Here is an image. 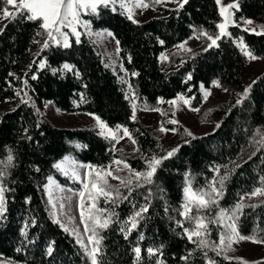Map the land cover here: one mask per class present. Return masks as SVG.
Masks as SVG:
<instances>
[{"label": "trees", "instance_id": "1", "mask_svg": "<svg viewBox=\"0 0 264 264\" xmlns=\"http://www.w3.org/2000/svg\"><path fill=\"white\" fill-rule=\"evenodd\" d=\"M144 1L163 14L136 21L117 7L113 11V6L101 4L95 13L84 15L95 28H107L119 41L131 93L85 33L79 43L72 37L70 47L65 48L48 40L41 20L18 16L0 25V161L13 156L0 181L8 189L5 211L0 214V256L18 264H91L75 236L50 214L45 193L49 177L73 191L82 190L79 181L55 165L69 156L93 166L94 172L109 169L119 158L132 169L144 171L146 160L178 149L161 161L151 184L133 185L129 196L120 183H112L121 197L115 198L114 204L98 198V208L115 213L107 229H97L102 237L99 264H207V260L214 264H264V258L247 261L225 250L217 255L214 245L219 243L221 229L215 223L209 224L205 236L212 246L197 248L183 231H191L193 224L179 214L186 174L194 190H206L214 178L227 176L218 205L201 211L193 207L191 214L214 218L219 209L230 210L240 203L237 233L264 243V195H251L257 187L264 189L260 182L264 177V70L249 77L246 84L249 58L237 44L242 41L254 57L264 58V32L242 26L245 19L264 22V0H237L236 23L228 34L217 45L195 51L173 49L194 35L217 31L222 16L216 0H187L183 7ZM45 41L47 48L40 45ZM164 52L166 68L160 61ZM40 63L45 67L40 68ZM65 63L71 70L63 69ZM52 69L57 70L55 74ZM213 83L232 90L225 101L207 107L202 105V88ZM30 89L40 104L51 101L65 113H88L112 128H126L136 141L135 154H124L116 148V140L99 135L96 128L62 127L43 119ZM245 89H249L247 96ZM178 95L201 107L197 122L211 124L208 133L197 134L192 126L165 120V126L175 131L162 143L150 127L132 119L134 104L144 110L162 109L170 117L166 102ZM87 178L89 181L88 174ZM86 198L85 194L83 200ZM145 204L148 211L129 232L125 222ZM88 225L91 227L90 222ZM136 247L141 249L139 260L134 254ZM149 248L159 251L148 255ZM189 254V260L182 259Z\"/></svg>", "mask_w": 264, "mask_h": 264}, {"label": "snow or ice", "instance_id": "2", "mask_svg": "<svg viewBox=\"0 0 264 264\" xmlns=\"http://www.w3.org/2000/svg\"><path fill=\"white\" fill-rule=\"evenodd\" d=\"M118 0H0V19L3 18H12L22 17L29 21L41 20L42 28L45 30V34L47 35L48 40H51L54 44L61 45L65 48L70 47L68 43L67 32L62 31V28L67 27L71 30V33L75 35L76 42L79 43L80 32L77 30V25H80L82 21L80 20V16L88 11L95 13L97 7L101 4L107 6L108 4L115 5ZM157 3L163 2V0H156ZM176 2V0H174ZM187 3V0H183V3H179V7H183V4ZM217 4H220V0H216ZM8 7H4V6ZM120 6L126 9L127 16L129 19H133L132 9L127 7L124 3H121ZM148 7L147 4H143L142 0H137L136 7ZM9 7L16 8L15 12L9 11ZM237 7L235 4L228 5L227 8H220V15L225 17V23H220L217 27L219 29V35L215 38L212 36H208L207 33H203V35L207 36V38L211 41L208 47H212L217 45V40H219L222 36L226 35V22L231 15L228 13V8ZM113 11H115V7H113ZM227 13V15H226ZM136 22V21H133ZM247 23H252L251 21H247ZM85 28H88L87 22H83ZM255 31V29H253ZM264 34V33H262ZM107 35H112L111 33H107ZM59 37V38H58ZM119 41H117V44ZM163 43V41H161ZM48 42L45 41L44 47L47 48ZM182 47V45H181ZM241 51H243L249 58L255 59L251 52L246 51V46L240 45ZM207 50V49H205ZM40 68H44L45 65L43 63L39 64ZM64 70H71V66L67 63L63 65ZM53 73H56V69H52ZM133 75H137L133 73ZM36 77L33 76V79ZM189 79H191V75L189 74ZM255 83V82H254ZM251 86H249L250 88ZM226 91V90H225ZM249 89H245L244 95L247 96ZM19 95V91L17 92ZM180 99L184 100L185 104H188L189 101L184 99L183 96ZM172 103H175L174 101ZM240 103V101H237ZM98 122V127L100 131L99 135L105 138H111L116 140L117 137L111 128H108L107 125L100 121L99 117L95 118ZM132 119H135V112H133ZM171 123H176L175 121H170ZM219 125H217L218 127ZM163 130V129H162ZM175 131V129H172ZM124 134L126 136L130 135L128 130L124 129ZM264 145V141L261 142ZM178 151V149H173L168 151L165 156L160 158H156L155 156L146 160V169L144 171H136L131 169V166L126 162L117 160L114 161L115 164L120 165L123 164V168H118L114 173L110 166L109 169H100L92 171L93 166L84 165L83 167L88 168L90 171L88 172V176L90 177L87 183H84L85 189L89 190V205H88V214L85 215L84 205L85 201L83 197L85 193L82 191L80 193L81 201V218L85 220L84 230L86 232H91L92 234L88 237L89 242L93 245L91 248L86 245L82 239L77 237V243L81 245L82 248L85 249L87 256L91 259V264H99V257L101 255L102 249L100 247L102 237H98L97 229H107L109 224L112 221V216L115 215L114 212H109L107 209H100L95 206V201L103 197L105 203H115V198L121 197V193L119 188H113L108 183V177H112L120 181L122 187L128 190V195H131L133 191V185L135 187H141L143 184H151L152 177L156 172L157 167L160 165L163 159L170 158L174 155V153ZM13 161V156L9 154L6 158V161H0V181L3 180L5 173V165H10ZM56 168L64 170V165L62 163H58L55 165ZM128 170V174L126 176L119 175L120 172ZM217 173L219 169L215 170ZM64 174L67 175V170H64ZM73 176L79 178L78 174L73 171ZM227 179V176L221 177L219 180L215 178L211 181L207 187V189H196L193 190L191 186V181L186 174L185 181L186 186L184 187V203L182 205V211L179 213L185 220H188L193 224V228L190 231L188 228H184L183 231L186 234V237L189 241L196 245L197 248L203 250L207 249L210 246V243L205 236L208 233L209 224L215 223L220 229L219 233V243L214 245V250H216L217 255H220L222 251L225 249L231 248L233 243V237L237 235V229L235 221L238 219V213L242 208V204L237 203V205L230 210L219 209L218 213L214 218H208L205 216H193L192 209L195 207L197 211L201 210H210L213 206H217L219 203L218 197L223 194V185L224 181ZM260 182L264 184V177H260ZM51 183V180H50ZM217 183L219 187H217ZM46 187H49L46 185ZM8 191L2 183H0V214H2L4 209V193ZM252 196L264 195V189L257 187L251 192ZM123 199H128V196H123ZM243 197H241V200ZM148 211L147 204L140 206L137 211L133 213L131 217L125 222V228L128 229L129 232L131 230L136 229L139 219L143 218V213ZM89 222L91 223V227L88 226ZM180 226L183 225V221L177 222ZM67 230V229H65ZM124 231V228L121 229ZM142 238V237H141ZM240 239H244V237H240ZM52 249L49 248V254H51ZM148 255H156L159 250L149 248L146 250ZM134 254L139 260L141 255V249L136 247L134 249ZM191 254L189 256L183 257L185 261L190 259ZM204 256L207 258V252H204ZM207 264H214V261L207 260Z\"/></svg>", "mask_w": 264, "mask_h": 264}, {"label": "rangeland", "instance_id": "3", "mask_svg": "<svg viewBox=\"0 0 264 264\" xmlns=\"http://www.w3.org/2000/svg\"><path fill=\"white\" fill-rule=\"evenodd\" d=\"M18 2L19 0H17V3ZM121 3H124L127 7H130L132 9L133 19L136 21H145L151 17L160 16L163 14L161 11H158L151 6L136 7L137 0H118V2L115 5L111 3L109 5L113 7H117L127 14L126 9L120 6ZM142 3L147 4L144 0H142ZM179 3H183V0L180 1L176 0V2H174V0H163V2L159 4L167 7H178ZM231 4L237 5V0H220L219 7L227 8V6ZM4 7H8V6L5 5ZM234 8H228V13H230L231 15L229 16L226 22L225 31L227 34L229 31V27L236 23L234 19ZM9 11L15 12L16 8L9 7ZM90 13L91 12L88 11L80 16V20L82 21V23L80 25H77V30L80 32V35L82 33H85L91 39V41L95 44L98 51H100L101 54L104 56L107 64L114 69V71L118 74L121 81L127 85V90L131 93L128 74L125 71L122 61L120 59L119 48L116 39L114 38L113 35H107V33H111L107 28H95L93 24L84 16L85 14H90ZM8 19L10 18L0 19V25L5 23ZM247 21H251L252 23L249 24L247 23ZM83 22H87L88 28L84 27ZM220 23H225L224 16H222V20ZM242 26L251 32H255V33L264 32V22L261 21H257L253 19H245L242 22ZM253 29H255V31H253ZM62 31L67 32L69 34L68 43L70 45L71 39L72 37H75V35H73L71 33V30L68 29L67 27L62 28ZM203 33H207V32H203ZM203 33L201 35L192 36L191 38L177 45L173 50L195 51L203 47H208L211 41L207 38V36L203 35ZM207 34L208 36H212L215 38L217 35H219V29H217L215 33H207ZM237 44L239 46L241 44L245 46V44L239 40L237 41ZM40 45L43 46L44 42L41 43ZM246 51H248L247 48ZM160 61L163 68H166L168 66V56L166 52L160 55ZM263 70H264V58H257V57H255V59L249 58V62L246 70L247 75L244 77L245 83L248 84L249 77H251L253 74L262 72ZM231 90L232 87L223 86L218 83H213L210 88H202L204 94L202 105L210 107L212 105L225 101L228 98ZM30 94L33 96L34 101L43 119H46L57 126H62V127L90 126L100 131L98 127V122L95 119L96 116L88 113H65L57 109L51 101H47L45 104H40L35 93L31 89H30ZM181 96L183 95H178L177 97L166 102V108L169 109L171 112L170 117L169 116L167 117L162 109L144 110L138 108L134 104L133 112H135V118L139 119L144 125L150 127L152 132H154L160 138L162 143L168 142L174 136V131H172L171 129L165 126L164 124L165 120L175 121L176 123H182L188 127L192 126L197 134L202 135L208 133L212 128L211 124L206 122H197L199 118L198 115L201 112V107L192 105V100L183 96L184 99L189 101L188 104H185L184 100L180 99ZM173 101L175 103H172ZM107 127L111 128L117 137L116 148L122 151L124 154L133 156L137 148L133 134L128 131L130 135L126 136L124 134L125 128L122 126L112 128L107 125ZM117 160L123 161L122 159L119 158L114 159L112 161L110 168L114 173L118 168H123V164L117 165L114 163V161ZM62 162L64 165V170H67L68 172L67 176L70 177L71 179L79 181L82 184V190L73 191L67 188L66 186L62 185L55 177H49L48 182L46 184L49 187L45 186V193L50 205V214L55 221H57L64 229H67V231L73 234L76 239L79 236V238L82 239L83 242L86 245H88L89 248H91V243L88 240L89 237L88 233L84 230L85 220L81 218V207H80V201H81L80 193L83 191L87 195L86 200H84L85 201L84 212L85 215L87 216L90 189L84 188V183L88 182V178H87L88 168L83 167L84 165L87 164L79 162L75 160L73 157H69V156L63 158L58 163H62ZM60 170L64 174V170L62 169ZM73 171H75L78 174L79 178L73 176L72 174ZM127 174H128L127 169L119 173V175L121 176ZM107 179L110 185L112 183L115 184L120 183L119 180L114 179L112 177H108ZM96 201H95V206L97 207ZM240 237L242 236H240L237 233V235L233 237V243L231 245V248L225 249V251L228 252L230 255H236L247 261H254L259 258H264V243H259L248 238L240 239ZM0 264H18V263L0 256Z\"/></svg>", "mask_w": 264, "mask_h": 264}]
</instances>
